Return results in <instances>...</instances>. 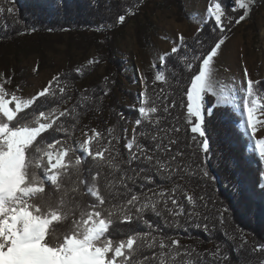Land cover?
Returning <instances> with one entry per match:
<instances>
[{
    "label": "snow or ice",
    "instance_id": "6c2138e0",
    "mask_svg": "<svg viewBox=\"0 0 264 264\" xmlns=\"http://www.w3.org/2000/svg\"><path fill=\"white\" fill-rule=\"evenodd\" d=\"M234 2L233 11L243 10V14L235 20V23L239 24L249 15L254 0ZM3 11L4 9L0 8V12ZM12 11V8L7 9L9 14ZM207 16L214 21L213 31L218 29L220 38L202 52L196 54L195 50H192L194 54L189 57L186 51L185 56L181 58L186 70L194 73L185 93V119L193 134L192 139L196 141L203 138L200 147L207 153L210 145L204 127L206 116H211L216 106L228 105L234 114H238L237 127L247 142V152L264 163V137L257 135L264 129V88H260L264 82L252 80L245 69V83L241 85L237 95L234 85H220L213 80L214 59L225 42L224 33L229 29L232 17H226L222 0H211ZM226 19L228 23L224 22ZM124 22L125 15H119L116 23ZM201 31L202 28L197 29L198 33ZM178 40L180 43L171 48V54H177L182 47L187 49L183 35H179ZM196 43L203 46L199 39ZM168 57L169 54L160 55V67L166 66ZM96 62L89 59L87 64ZM153 67H156L155 63ZM82 70V67L76 68L75 72L79 74ZM69 75L56 74L35 95L25 98L17 94L19 89L9 94L5 84L9 83L11 78H5L4 74L0 73V264H148V257H144L140 262L136 261L137 254L144 248L159 249V252H153L151 257L158 260V264H177L178 261L180 264H196L191 258L180 260L182 256L190 257L191 253L186 249L181 251L184 246L178 239L165 238L163 234L153 235L152 232L157 230L147 220L144 222L151 231L130 234L126 239L114 241L110 233L117 220L121 224H130L144 219V213L147 211L157 216L167 212L175 219L184 214V205L177 199V193L182 192L183 199L193 207L196 205V197L184 191L180 184L173 185L170 190L160 189L152 192L151 195L134 192L128 186V181L135 183L140 179L142 183H147L152 182L153 177L147 175L144 168H141L135 177L123 172L122 163L116 161L119 153L113 155L112 143L114 140L119 142V137L113 135V128L107 130L111 137L107 144H102L104 137L95 128L91 129L90 134L85 133L86 138L82 143H69L64 139L48 142L53 133H63L69 139L72 136L64 121L77 118V105L62 110L59 107L60 103L71 100L68 95V83L62 80V77ZM146 81L147 78L142 76L141 82L145 83V90L138 94L139 117L135 123L140 126L147 121L157 128V133L152 135L151 139L153 142H159L154 150L145 148L138 142L134 129L133 138L125 145L129 150V160L126 163L131 165L133 161H144L149 168L154 167L158 175L170 180L184 170L182 165L175 163L182 153L169 156L168 160H162L161 155L171 153V145L176 143L175 140L169 139L165 144L167 134L179 132L180 129L159 128V109L148 95ZM156 81L167 83L163 71L156 72L154 82ZM209 94L215 98V104L212 106L206 104V95ZM241 98L242 107L239 103ZM164 99L166 102L167 97ZM86 100L88 97L82 94L78 104L82 106ZM51 103H56L57 106L49 107ZM181 103L183 105L184 101ZM170 107H175L174 101L170 106L163 108L164 113H168ZM160 132L165 135L161 136ZM140 135L146 136L148 133L142 132ZM76 152H80V155H75ZM88 158H91L95 168L110 170L112 178L105 177L103 189L99 187L101 171L92 175L90 182L83 173V165ZM116 173H122L119 179L115 178ZM203 175L207 177V171H204ZM260 178V186L264 188V171H261ZM121 188L123 192L119 190ZM77 195L89 196L94 200L87 205L77 203ZM109 197L127 198L115 204ZM161 204L164 206L162 210L159 208ZM60 224L68 225L63 233L57 231ZM259 250L264 251V246Z\"/></svg>",
    "mask_w": 264,
    "mask_h": 264
},
{
    "label": "trees",
    "instance_id": "16d2710c",
    "mask_svg": "<svg viewBox=\"0 0 264 264\" xmlns=\"http://www.w3.org/2000/svg\"><path fill=\"white\" fill-rule=\"evenodd\" d=\"M148 4V0H0V8L4 9L0 12V68L5 78H11L10 82L5 84V89L9 94L19 89L17 91L19 95L28 85L25 68L10 65L9 56L13 52L18 53L22 50L25 54L38 52L41 61L36 68L41 70L45 61L41 39H46L50 35L60 37L64 32L76 33L87 42V47H95L97 56L94 60L97 62L92 65L76 62L59 72L70 74L62 77V80L67 81L68 95L71 96V100L60 103L59 107L71 108L77 105L78 116L75 120L68 118L64 121L72 133L71 139L63 133H53L48 142L53 139H64L69 143L78 144V133L95 127L104 137L102 144H107L111 139L107 130L113 128V135L119 137V142L114 140L112 143L113 155L119 153L116 161L122 163L123 172L135 177L136 173L144 168L146 174L153 177V181L147 183H142L140 179L135 183L128 181V186L134 192L151 195L152 192L160 189L170 190L173 185L180 184L184 191L196 197V205L193 207L183 199L182 192L177 193V199L184 205V214L175 219L167 212L157 216L147 211L144 213V219L130 224H121L117 220L110 233L114 241L126 239L130 234L151 231L144 222L147 220L157 230L152 232L153 235L163 234L165 238L178 239L184 246L181 251L186 249L191 253L190 257L182 256L180 260L191 258L196 264H264V251L259 250L264 246V188L260 186L262 183L260 173L264 171V164L247 152V142L237 127L238 115L228 106H216L213 114L206 116L204 127L210 145L207 153L200 147L203 138L193 141V134L185 119V93L190 84V77L194 73L186 70L181 58L185 56L186 51L189 57L194 54L192 50H195L196 54L202 52L220 38L219 30L213 31L214 21L210 17L199 28H202L201 32L196 31L184 37L187 49L182 47L177 54H171L170 51L165 67H160L158 63L155 64L156 67L150 66L143 74L147 78L148 95L159 109L161 117L159 128L180 129L179 132L168 133V139L164 140L165 144L169 139L176 141L171 145V153L157 155H161L162 160H168L169 156L182 153L175 163L182 165L184 170L169 180L158 175L156 169L149 168L144 161H133L131 165L126 163L129 160V150L125 145L133 138L134 129L138 142L145 148L154 150L156 143L159 142H153L151 139V136L157 133V128L147 121L140 126L135 123L139 117L138 98L135 92L122 86L124 60L116 45V34L125 27L128 18L136 20V33L148 28L150 23L146 27L137 20L138 12L129 16L130 11L136 9L140 11L143 7L147 8ZM161 4L165 8L175 7L178 20L184 18V0H162ZM222 7L225 8L226 17H232L229 29L224 33L228 38L234 33L237 26L235 20L243 14V10L233 11L235 6L231 0H222ZM8 8L13 9L11 14L7 12ZM119 15L126 17L123 24L116 23ZM224 22L228 23L227 19ZM101 25L106 27L101 28ZM197 39L203 42V46L196 43ZM101 64H105V76L93 78L86 87L79 88L78 83L90 77ZM81 67L82 72L77 74L75 69ZM157 71L165 73L167 83L154 82ZM133 80L130 77V81ZM258 81L264 82V79ZM260 88H264V84ZM82 94L87 96L88 100L81 106L78 101ZM126 98L129 99L130 105L122 102ZM173 101L175 107H170L169 112L164 113L163 108L170 106ZM206 104L214 105L215 98L210 94L206 95ZM48 106L57 105L51 103ZM142 132H147L148 135L141 136ZM159 134L165 135L164 132ZM75 155H80V152H76ZM97 171H101L99 187L103 189L105 177L112 178L110 170L95 168L91 158H88L83 165V173L89 182ZM204 171H207V177L203 175ZM121 174L116 173L115 178L119 179ZM119 190L124 191L122 188ZM126 198L109 197L115 204ZM93 200L94 198L89 196H76V202L84 205L92 203ZM163 207V204L159 206L161 210ZM70 223L69 220V225ZM67 227L68 225L60 224L57 231L63 233ZM153 252L158 253L159 249H142L137 254L136 261L140 262L144 257H148V264H158V260L151 259Z\"/></svg>",
    "mask_w": 264,
    "mask_h": 264
},
{
    "label": "rangeland",
    "instance_id": "374dc122",
    "mask_svg": "<svg viewBox=\"0 0 264 264\" xmlns=\"http://www.w3.org/2000/svg\"><path fill=\"white\" fill-rule=\"evenodd\" d=\"M148 1L147 8L143 7L139 9L140 11L136 9L129 13V16H133L138 12L137 20L146 27L150 23L148 28L136 33V20L130 17L125 27L116 34V45L124 60L122 86L126 90L135 92L137 98L144 90V83L141 82L144 72L154 63H160V55L168 54L172 47L178 45L179 35L188 37L201 27L208 18L207 8L210 4V0H184L185 16L182 20H178L175 7H163L162 0ZM231 2L235 6L234 0ZM71 35L74 37L71 38ZM86 43L74 32H64L60 37L50 35L46 39H41L42 51L45 55L41 70L36 68L41 61L38 52L29 54H25L23 50L18 53L13 52L9 56L10 65L24 67L28 82L19 95L30 98L66 66L76 62L87 64L89 59H94L97 56L96 49L94 46L87 47ZM245 69L252 80L264 79V0H254L249 15L237 24L234 33L225 39L214 59L213 80L220 85H234L236 94L239 95L241 85L245 83ZM0 73H2L1 68ZM104 76L105 64H101L90 77L81 80L78 87L84 88L93 78ZM128 76L134 80L131 82ZM122 102L131 104L128 98ZM239 103L242 107V98ZM93 128L95 127L80 131L77 135L78 143H82L86 138L85 133L90 134ZM257 135L264 137V129H261Z\"/></svg>",
    "mask_w": 264,
    "mask_h": 264
}]
</instances>
